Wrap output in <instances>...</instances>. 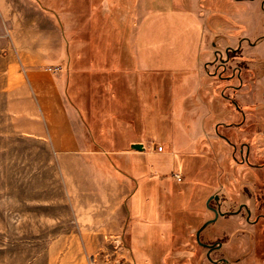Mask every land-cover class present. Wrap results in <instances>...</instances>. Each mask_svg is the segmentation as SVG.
<instances>
[{"label":"rangeland","instance_id":"obj_1","mask_svg":"<svg viewBox=\"0 0 264 264\" xmlns=\"http://www.w3.org/2000/svg\"><path fill=\"white\" fill-rule=\"evenodd\" d=\"M9 1L14 35L4 44L13 62L15 44L24 58L19 70L0 59V264L65 253L89 264H264V0ZM47 63L85 148L119 157L129 192L118 233L100 211L108 201L96 171L27 132L34 108L22 64ZM107 138L117 147L101 149ZM129 141L158 151L142 153L139 207L130 206L139 182L126 169ZM218 204L224 214L198 235L221 242L207 256L195 233ZM84 231L97 239L77 243Z\"/></svg>","mask_w":264,"mask_h":264},{"label":"crops","instance_id":"obj_2","mask_svg":"<svg viewBox=\"0 0 264 264\" xmlns=\"http://www.w3.org/2000/svg\"><path fill=\"white\" fill-rule=\"evenodd\" d=\"M11 5L9 0H0V59L9 57L10 67L7 68L15 67L16 70H19V61H22L24 57L20 56L18 46L16 44L14 45L17 59L13 62L10 55V53L13 54V50L4 44L7 35L9 37L14 35L12 32V20L16 17V13H13ZM121 66L124 67V69L127 68V65L125 66L123 63ZM19 76L28 89L27 92L34 108L32 120H29L28 123V134L45 138L50 148L57 155H76L83 166L90 167L92 172L96 171L97 175L93 177L94 181L97 183V196L100 199L104 198V201H108V207L100 209V211L112 215V228L114 230L119 229L116 233L120 232L122 227L120 228L119 214L121 213V205L124 202V193L129 192V184L123 180L122 175L116 173V167H114L115 162L111 157L114 159L118 157L116 156L117 154L85 148L72 122L70 110L66 104L64 93L59 82V70L54 69L52 63L28 65L25 67H23L22 64ZM140 129L143 131L142 128ZM99 136L102 137V135ZM129 142L131 143V141ZM100 145L102 146L101 149L117 147L116 142H112L109 138L104 140ZM145 149V154L158 152L153 148ZM144 151L133 150L128 154L129 156L127 158L129 162L127 165L128 168L126 169L132 170L134 175H137V178H135L136 181L139 182V189L136 194L132 196V205H130L132 207H139L143 203V205L146 204L145 197L148 194L146 182L147 168L146 166L142 168L141 165V157ZM156 167L150 165L149 170L153 168L157 169ZM158 170H160V166ZM126 177L130 179L128 175H126ZM154 186H156V184ZM151 189H154V187H151ZM151 193H153V190L150 191V194ZM128 195L129 193L126 196ZM141 210L140 208V211ZM140 229L142 230V228ZM97 237L96 234L90 235L88 232L84 231L81 233L80 237L76 236L75 239H77V243L86 245L94 240V238L97 239ZM120 237L122 238V236ZM120 237L118 236L117 239ZM63 257L65 260L50 264H89L84 256L79 257L77 255L76 258L73 259L74 255L71 256L65 253ZM115 261L117 262H112L110 264H131V258L127 256H123L120 260L117 259Z\"/></svg>","mask_w":264,"mask_h":264},{"label":"water","instance_id":"obj_3","mask_svg":"<svg viewBox=\"0 0 264 264\" xmlns=\"http://www.w3.org/2000/svg\"><path fill=\"white\" fill-rule=\"evenodd\" d=\"M130 148H132L133 150H136V151H144V149H145V147H144V144L143 143H141V142H131L130 143ZM217 197L215 196L214 197V199H216ZM210 199V198H209ZM218 214H223L222 212H219V210H218V208H215V216H214V218H212V219H210V220H208V221H206V222H204L203 223V225L196 231V240L201 244V245H205L206 246V244H204V243H201L200 241H199V239H198V234H199V231L206 225V224H208L209 222H211V221H213V220H215V218L218 216ZM220 242H217L216 244H211V245H208V247H209V250L208 251H210L213 247L214 248H218L219 246H220ZM207 254H208V252H207Z\"/></svg>","mask_w":264,"mask_h":264},{"label":"flooded vegetation","instance_id":"obj_4","mask_svg":"<svg viewBox=\"0 0 264 264\" xmlns=\"http://www.w3.org/2000/svg\"><path fill=\"white\" fill-rule=\"evenodd\" d=\"M250 42V41H249ZM252 45H254V42H250ZM238 45H239V43H238ZM226 51H228V50H226ZM227 55V54H226ZM181 179V178H180ZM180 179H177L178 181L180 180ZM210 198V199H209ZM214 199V197H211V196H209L208 198H207V200H206V203H208L209 202V200H211V199ZM217 199V198H216ZM216 199H214V200H216ZM241 207H245V206H243V205H241L240 206V208ZM216 208V207H215ZM215 208L214 207H212V211H213V213H214V216H215ZM217 208H218V210H219V204L217 205ZM220 212V211H219ZM223 213V212H222ZM224 214V213H223ZM223 214H221V215H223ZM246 214H247V217H246V220H248L249 219V214H250V211L248 210V209H246ZM219 215V214H218ZM214 216H213V218H214ZM217 218V217H216ZM215 218V219H216ZM259 218H262V216H257V217H254V219L252 220V223L254 224L256 221H258V219ZM212 219V218H211ZM210 220V219H209ZM208 221V220H207ZM206 222V221H205ZM203 225V224H202ZM207 225V224H206ZM203 229V228H202ZM201 229V230H202ZM200 230V231H201ZM200 231H199V233H200ZM196 234V233H195ZM199 235V234H198ZM195 239H196V235H195ZM196 242L197 243H199L197 240H196ZM202 243V242H201ZM221 243V242H220ZM200 244V243H199ZM204 244H206V243H204ZM201 245V244H200ZM208 245H211V244H208ZM208 245L206 244V246L205 245H202V246H204L205 248H207V252L209 253V252H211L212 250H216L217 248H212L210 251H208L209 250V247H208ZM220 246H221V244H220ZM219 246V247H220ZM218 247V248H219ZM207 256H208V254H207ZM220 261H222V262H224L225 264H226V260L224 259V258H222V259H220Z\"/></svg>","mask_w":264,"mask_h":264},{"label":"built area","instance_id":"obj_5","mask_svg":"<svg viewBox=\"0 0 264 264\" xmlns=\"http://www.w3.org/2000/svg\"><path fill=\"white\" fill-rule=\"evenodd\" d=\"M175 175H176V178H177V179H180V176H178L177 174H175Z\"/></svg>","mask_w":264,"mask_h":264}]
</instances>
